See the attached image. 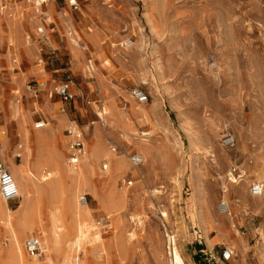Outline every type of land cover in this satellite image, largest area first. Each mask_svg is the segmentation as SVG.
Listing matches in <instances>:
<instances>
[{
    "label": "rangeland",
    "instance_id": "obj_1",
    "mask_svg": "<svg viewBox=\"0 0 264 264\" xmlns=\"http://www.w3.org/2000/svg\"><path fill=\"white\" fill-rule=\"evenodd\" d=\"M78 1L77 10L50 1L31 22L27 11L36 5L0 0L11 7L10 25L0 24V162L22 159L21 127L51 133L59 118L61 162L70 122L84 132V153L91 157L93 145L100 152L84 178L63 181L79 206L81 195L88 206L78 248L74 215L59 205L65 223L46 252V212L42 225H15L21 244L41 239V255L22 246L25 258L171 264L172 238L186 264H264V191L249 192L252 183L264 184V0ZM126 39L132 44L122 47ZM67 79L74 98L63 101L55 89ZM135 87L147 102L131 96ZM102 110L104 124L97 117ZM38 121L46 125L35 128ZM227 135L232 145L224 143ZM134 153L142 157L137 166ZM115 158L123 170L113 168ZM233 166L242 176L237 182ZM21 202L19 195L6 203L15 212ZM223 202L230 215L221 211ZM225 248L233 251L227 261Z\"/></svg>",
    "mask_w": 264,
    "mask_h": 264
},
{
    "label": "bare ground",
    "instance_id": "obj_2",
    "mask_svg": "<svg viewBox=\"0 0 264 264\" xmlns=\"http://www.w3.org/2000/svg\"><path fill=\"white\" fill-rule=\"evenodd\" d=\"M0 12L1 14H3V16H0V24L5 22L8 25L9 20L7 19L8 16L6 15L9 12V6L7 7L6 5L4 7V5H1ZM72 42H74L76 45H79L77 37L72 39ZM44 125L46 124L44 123ZM21 128H22L20 130L21 136L22 138L26 137V141H27V145L25 146L27 151V156L31 157L35 161V165H34V169H32L31 167L27 168V166H24L22 168V176L20 179H18L16 175L14 176V180L18 187V192L22 202H21V206L17 211L13 212L12 210L7 209L6 216L4 218H0V223L4 226V230H5L4 240H6V243L3 245L1 243L2 238L0 239V264H37L36 260L33 259L31 261H28L25 258L22 250V244L20 241V238L23 236V233L16 232L14 229L15 225L28 224V223L42 225L41 224L42 213L46 212L47 220L49 222L48 223L49 234L43 233V235L46 237L43 244V251L46 252L49 249L48 247L50 243L53 244L58 243L60 238L59 234L61 231V228L58 227V225L59 224L64 225L65 223L64 219L62 218V211L58 208L59 205L60 206L64 205L69 207V209L74 215V222H73L74 225L72 229V236H73L72 247L74 250L78 248L81 241L83 240V237L85 236L83 235L84 225L81 224L83 223L81 221V216H82L81 212L82 210L84 211V209H86L88 206L85 204L79 206L78 202L76 201V196L74 191L68 194V189L66 185H64L65 182L63 181L68 180L74 182L79 180L81 177H83L85 173L89 172V169L91 167V160L94 159L96 154L98 153L100 154L99 148L93 145L90 154L91 157H89V155H86L84 153L81 159L82 164H78V166L76 167H71L66 162H64V169L62 170L63 172L62 174L61 171L59 170L60 169L59 166H57L55 163H54L55 164L54 167H56L57 171H54L52 169L53 164L52 162H50V156H53V154H51L52 152L47 148H43L42 144H44L43 142H45L47 130L42 133L36 134V133H27L25 132L23 127ZM4 152H5V147L2 144L0 147V154L4 156ZM36 157L38 160L39 168L43 167L42 169H47L49 171V175L42 177L38 173L36 174ZM51 160H54V156L53 159ZM112 166L116 170H123L126 167L124 162L118 160L117 158H115L114 160L112 159ZM232 182H237V180L236 181L232 180ZM43 194L45 195V198L48 199L47 201L48 203L47 206L45 205L44 210L42 212L39 211L40 201H41L39 197L42 196ZM1 211L2 210H1V202H0V213ZM221 211L223 213H226L227 215H230L227 202H223L221 206ZM3 214L5 213L3 212ZM161 214L166 215L164 212ZM93 239H95V236L93 237ZM169 239H170L169 242L174 240L172 238ZM93 242L95 241L93 240ZM169 253H170L169 262L171 261V264H186L184 257L182 256L180 251L175 248V243L174 245H170ZM73 261L74 264H79V260L77 258H74Z\"/></svg>",
    "mask_w": 264,
    "mask_h": 264
},
{
    "label": "built area",
    "instance_id": "obj_3",
    "mask_svg": "<svg viewBox=\"0 0 264 264\" xmlns=\"http://www.w3.org/2000/svg\"><path fill=\"white\" fill-rule=\"evenodd\" d=\"M2 1H6V0H2ZM28 1L41 8L42 5H45L50 1H57V0H28ZM63 1L74 10H77L79 8L78 0H63ZM39 31H41V29H39ZM131 44L132 41L130 39H126L122 41L121 46L129 47L131 46ZM42 85H43L42 82L37 84V86H42ZM55 91L56 94H58L63 101H70L74 98V94L72 93L70 88V80L68 79L59 83ZM33 92L36 93V87L33 88ZM130 93L131 96L134 99H136L138 102L144 103L148 101V95L138 87L131 89ZM103 116H104L103 110L97 113L98 119L100 120L101 123L104 124L105 119ZM34 126L35 128L43 127L44 122L43 121L35 122ZM64 133L65 136L68 138L67 161L70 165L75 166L81 161L84 155V132L77 123L70 122L68 125L65 126ZM224 143L226 145H232L234 143V137L230 135L225 136ZM130 162L132 165L137 166L142 162V157L139 154L134 153L130 156ZM231 174L234 177L233 178L234 181H236L238 178H241L240 173L238 172L235 166L232 167ZM263 191H264V184L259 182H254L249 187V192L253 196L262 195ZM0 196L6 202L13 201L19 197L18 187L14 180V176L2 162H0ZM80 200L86 204L85 195H81ZM170 243L171 245H174V240H172ZM41 244L42 243L40 237L31 236L24 240L23 248L27 253L31 255L40 256L42 253ZM232 254L233 251L225 248L221 252V258L222 260L227 261L232 257ZM208 264H213V263H208Z\"/></svg>",
    "mask_w": 264,
    "mask_h": 264
},
{
    "label": "crops",
    "instance_id": "obj_4",
    "mask_svg": "<svg viewBox=\"0 0 264 264\" xmlns=\"http://www.w3.org/2000/svg\"><path fill=\"white\" fill-rule=\"evenodd\" d=\"M10 9H11V7H9V10ZM39 11H40V9H39L38 6H35L33 8H30V10L27 11L28 18L30 19V21H33V19L36 18V14H38ZM9 25H10V22H9L8 26ZM10 108H11V110L14 113L18 110V108L17 107L15 108L13 105L11 107H9V109ZM58 120H59L58 121L59 123L56 124V127L53 129V131L51 133H49L48 130L46 129L47 130L46 131L47 132V135H46L45 142H43L44 144H42V145H43V148H47L48 150H50L52 152L51 154H53V156H54V160H51V159H53V156H50V162H52V164H53L52 169L54 171H57L56 167H54V165L56 164L57 166H59V168H60L59 170L63 174L62 170L64 169V162H66L71 167H73V166L70 165L67 161H62L61 162L62 150L59 149V145L63 149L64 142L65 141L59 137V131L61 129V126H62V122L63 121H62L61 118H59ZM23 122H26V116H23ZM22 139H23V144L22 145H24V146H19V148L20 149L21 148H24V149H23V152L22 153L19 152V151L17 153V154H19V156H22L23 155V157H22V159H20L19 163L13 164L12 163V160H10V157L9 156L4 157V159L10 160L7 163L8 170L10 172H13L18 179H20L21 176H22V168L24 166H27V168H30L31 167L32 169H34V165H35V161L31 157L27 156V151H26V148H25V146L27 145L26 137H24ZM37 173L40 176H42V177L49 175V171L47 169H41V168H39L38 160H37V157H36V174ZM39 198L41 199V201H43L45 203V201H44L45 199H43V198H45V195L44 194L42 196H40ZM0 202H1V210H2L1 213H0V218H4L6 216L7 209H9V208L7 207L6 201H4L2 198H0ZM44 207H45V204L44 205H40V210L39 211L44 210ZM3 212L5 214H3ZM4 233H5L4 226L0 223V239L2 238V235L4 236ZM22 246H23V244H22Z\"/></svg>",
    "mask_w": 264,
    "mask_h": 264
}]
</instances>
